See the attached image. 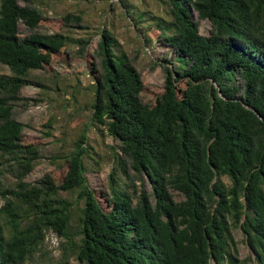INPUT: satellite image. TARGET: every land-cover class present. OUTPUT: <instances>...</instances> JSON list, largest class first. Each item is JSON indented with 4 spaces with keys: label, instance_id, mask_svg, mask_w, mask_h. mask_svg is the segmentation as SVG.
Here are the masks:
<instances>
[{
    "label": "trees",
    "instance_id": "1",
    "mask_svg": "<svg viewBox=\"0 0 264 264\" xmlns=\"http://www.w3.org/2000/svg\"><path fill=\"white\" fill-rule=\"evenodd\" d=\"M38 1L0 0V64L12 72L0 74V154L14 161L17 179L14 188L0 179V264H24L50 230L86 264H243L234 229L264 264V0H159L170 16L158 17L160 38L178 66H164V89L155 95L108 28L98 44L101 69L87 55L89 39L63 31L21 37L20 23L49 24ZM195 13L211 20L210 35L201 34ZM63 20L69 26L82 17L68 12ZM68 42L94 77L93 124L120 141L122 173L151 186L137 202L114 171L109 195L89 186L83 139L61 168L25 180L42 153L14 105L31 71L68 57ZM59 191L75 199L58 198ZM18 200L32 211L26 219Z\"/></svg>",
    "mask_w": 264,
    "mask_h": 264
},
{
    "label": "rangeland",
    "instance_id": "2",
    "mask_svg": "<svg viewBox=\"0 0 264 264\" xmlns=\"http://www.w3.org/2000/svg\"><path fill=\"white\" fill-rule=\"evenodd\" d=\"M36 5L49 18V24L31 29L20 23L21 37L36 32L51 34L63 31L77 38L89 39L87 55L101 69L98 44L101 30L108 28L119 39L123 50L140 71L145 87L154 95L164 89V66H178L174 50L160 38L164 30L158 25L161 23L159 18L168 20L170 16L168 7L159 0H39ZM68 12L80 15V23L73 21L69 26L65 25L63 17ZM195 16L201 34L210 35L213 29L211 20L200 19L197 13ZM67 53L68 57H56L45 69L31 71V81L21 89L22 99L14 105V116L23 122L24 134L39 145L42 153L25 180L36 183L61 168L56 165L64 162L62 156H68L74 150L75 143L83 139V146L89 149L84 156L89 186L109 195L110 175L114 171L118 183L125 186L134 197V202H137L141 188L151 191V186L147 182L143 184L137 177L127 178L122 173L118 166V154L122 155L120 141L109 134L105 127L95 125L92 121L94 77L88 70L86 55L80 54L78 46L70 42ZM0 74L12 72L8 66L0 64ZM149 97V94L145 95L144 101H150ZM13 165L12 159L0 154V179L5 188H14L16 185ZM75 196L76 193L66 191H59L56 195L58 198L68 197L72 200ZM5 202L6 198L0 195V207ZM15 204L19 205L22 218L26 219L27 215L32 214L30 208L21 201ZM79 214L75 210L72 219L71 233L75 240L80 238ZM3 223L6 235L10 236L11 227L6 219H3ZM234 235L238 256L243 264H256L242 230L234 229ZM67 244V237L50 230L24 264H86L77 259Z\"/></svg>",
    "mask_w": 264,
    "mask_h": 264
}]
</instances>
